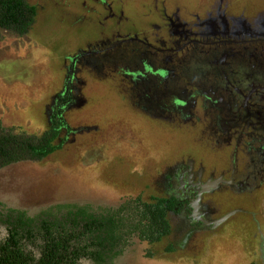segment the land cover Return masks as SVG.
Listing matches in <instances>:
<instances>
[{"label":"rangeland","instance_id":"1","mask_svg":"<svg viewBox=\"0 0 264 264\" xmlns=\"http://www.w3.org/2000/svg\"><path fill=\"white\" fill-rule=\"evenodd\" d=\"M69 1L29 0L43 9H39V19L32 31L23 37L1 31L0 127L38 136L50 129L48 110L61 90L58 60L68 40L65 37H72L61 25L66 14L61 12L62 5L68 12L74 9ZM107 1L115 11V19L108 16L105 20L112 14L105 9L104 25L93 28L94 36L103 33L101 39L108 36L116 42L118 32L124 33L123 23L139 31L154 23L151 15L156 13V2L160 7L158 15L165 5L168 15L178 8L182 9V17L188 18L198 12L205 17L203 11L217 9L219 0ZM223 6L233 15L245 12L249 19L264 17V0H224ZM122 15L125 21L117 24L119 21L115 20ZM145 18L148 22L143 21ZM76 25L80 27L81 23ZM113 72L102 81L89 77V86L83 90L89 105L67 114L72 128L91 130L71 135L70 142L41 162H21L0 170V202L7 208L34 217L60 205L117 208L128 200L140 198L151 203L154 198L167 196L162 191L160 176L167 167L190 154L189 141L193 143L192 149L200 148V138L208 132L202 134L200 125L189 122L178 120L171 125L145 118L129 103L132 91L125 76L117 68ZM197 114L202 116L200 111ZM245 197L248 198L228 199L226 211L246 212L225 228L196 234L185 247L171 252L167 249L174 242V235L156 244L133 238L114 264H264L260 251L261 237L264 238V186Z\"/></svg>","mask_w":264,"mask_h":264},{"label":"flooded vegetation","instance_id":"2","mask_svg":"<svg viewBox=\"0 0 264 264\" xmlns=\"http://www.w3.org/2000/svg\"><path fill=\"white\" fill-rule=\"evenodd\" d=\"M69 3L74 9L68 12L62 5L66 14L61 25L72 37L64 36L68 40L58 60L61 90L48 110L51 126L58 122V144L91 130L72 128L67 114L89 105L83 94L89 77L102 81L117 68L131 87L129 103L145 118L170 124L180 120L208 132L200 138L199 153L189 141L190 154L160 176L167 196L159 200L171 208L173 250L185 247L196 234L225 228L246 212L226 210L233 197L248 198L264 186V17L233 15L224 0L217 9L204 10L205 17L199 12L182 17L178 8L168 15L165 5L158 15L156 2L154 23L142 31L121 22L123 15L116 19L124 33L119 31V40L112 42L108 36L101 39L103 33L94 36L93 30L104 25L105 9L112 12L105 20L115 19L107 0ZM6 237L0 227V239ZM260 251L264 256L263 236Z\"/></svg>","mask_w":264,"mask_h":264},{"label":"trees","instance_id":"3","mask_svg":"<svg viewBox=\"0 0 264 264\" xmlns=\"http://www.w3.org/2000/svg\"><path fill=\"white\" fill-rule=\"evenodd\" d=\"M29 0H0L2 30L28 35L39 19ZM41 136L0 127V170L21 162H41L62 148L58 122ZM166 201L128 200L117 208L60 205L34 217L0 202V264H114L133 238L156 244L170 236ZM168 252L173 251L172 246Z\"/></svg>","mask_w":264,"mask_h":264},{"label":"water","instance_id":"4","mask_svg":"<svg viewBox=\"0 0 264 264\" xmlns=\"http://www.w3.org/2000/svg\"><path fill=\"white\" fill-rule=\"evenodd\" d=\"M226 219V218H225Z\"/></svg>","mask_w":264,"mask_h":264}]
</instances>
